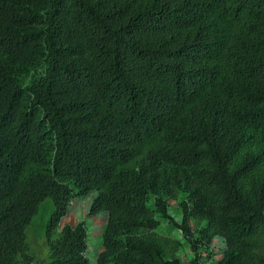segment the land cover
I'll return each instance as SVG.
<instances>
[{
	"label": "trees",
	"instance_id": "obj_1",
	"mask_svg": "<svg viewBox=\"0 0 264 264\" xmlns=\"http://www.w3.org/2000/svg\"><path fill=\"white\" fill-rule=\"evenodd\" d=\"M248 130L264 141V0H0V264L45 205L53 232L95 193L97 264H181L144 233L196 189L214 207L195 232L184 205L188 264H264ZM88 238L64 226L50 264H89Z\"/></svg>",
	"mask_w": 264,
	"mask_h": 264
},
{
	"label": "rangeland",
	"instance_id": "obj_2",
	"mask_svg": "<svg viewBox=\"0 0 264 264\" xmlns=\"http://www.w3.org/2000/svg\"><path fill=\"white\" fill-rule=\"evenodd\" d=\"M247 135L249 146L257 153H260L264 160V141L260 137V132L248 130ZM195 192L199 201H191V198L187 195L170 200L168 204L170 219L158 217L159 227L156 230L144 233L147 238L156 242L165 260H178L181 264H188L194 258L188 236L181 229L184 205H187L190 209L197 210L199 214L191 222L192 229L195 232L205 226L206 219L204 217L209 213L211 214L214 207V202L206 193L200 189H196ZM95 195L96 193L84 199L73 201L69 207L67 217L62 220L59 227L53 232L48 231L51 208L50 205H45L28 228L27 244L21 257V263L50 264L52 245L59 239L63 227L66 225L76 226L81 222H85L89 231L87 258L89 264H97V259L103 251V233L107 224V216L102 214L96 219L88 218ZM210 248L213 254L218 252L216 259H219L222 257V251L225 250L226 246L221 238L216 237Z\"/></svg>",
	"mask_w": 264,
	"mask_h": 264
}]
</instances>
